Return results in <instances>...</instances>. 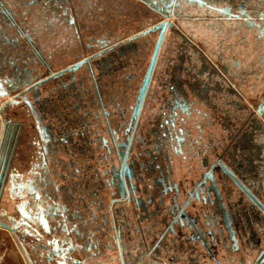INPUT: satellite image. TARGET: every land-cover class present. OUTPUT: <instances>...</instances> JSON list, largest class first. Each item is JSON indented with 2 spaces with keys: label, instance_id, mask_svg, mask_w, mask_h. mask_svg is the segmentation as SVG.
<instances>
[{
  "label": "flooded vegetation",
  "instance_id": "1",
  "mask_svg": "<svg viewBox=\"0 0 264 264\" xmlns=\"http://www.w3.org/2000/svg\"><path fill=\"white\" fill-rule=\"evenodd\" d=\"M0 264H264V0H0Z\"/></svg>",
  "mask_w": 264,
  "mask_h": 264
}]
</instances>
